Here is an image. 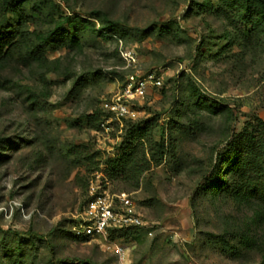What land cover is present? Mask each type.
I'll return each instance as SVG.
<instances>
[{
    "label": "rangeland",
    "instance_id": "374dc122",
    "mask_svg": "<svg viewBox=\"0 0 264 264\" xmlns=\"http://www.w3.org/2000/svg\"><path fill=\"white\" fill-rule=\"evenodd\" d=\"M24 3L32 17L24 29L46 31L61 21L82 46L49 48L46 56L59 61L46 81L44 68L26 66L20 49L0 67V264H53L55 257L83 260L77 264H264V219L250 226L251 245L241 237L252 223L251 204L208 191L228 137L264 120V45L249 38V26L229 17L224 0ZM149 73L163 84L136 101L135 118L104 116L103 101L130 75ZM193 80L228 107L212 112L192 104ZM14 82L20 88L6 87ZM138 122L148 130L135 155L145 152L148 163L132 177L110 161L121 158ZM97 175L111 191L131 193L150 226L79 234Z\"/></svg>",
    "mask_w": 264,
    "mask_h": 264
},
{
    "label": "trees",
    "instance_id": "16d2710c",
    "mask_svg": "<svg viewBox=\"0 0 264 264\" xmlns=\"http://www.w3.org/2000/svg\"><path fill=\"white\" fill-rule=\"evenodd\" d=\"M25 0H0V67L11 56L15 49H20V57L26 66H33L35 63L44 68L41 79L46 81L47 72L58 69L59 59H49L46 52L49 48H59L64 46L71 50L81 49V39L75 31H69L63 22H59L54 27L46 31L26 30L24 24L32 17L25 7ZM229 6V17L237 22L249 26V38L253 37L264 45V0H224ZM12 13L13 16H8ZM96 13V12H95ZM97 14H99L97 12ZM105 16H107L105 14ZM68 24L73 25L74 18L66 17ZM106 29V27H104ZM110 30H114V25H110ZM16 86L17 82L7 85V88ZM189 89L193 98L192 104L199 107H206L215 112L221 107H228V102L215 94L208 92L198 81H191ZM37 94L29 93L30 99H35ZM104 116L108 113L103 109ZM178 122V121H177ZM148 128H143L142 123H134L130 132L131 139L126 143L127 149L119 160H111L110 164L114 171L126 172L129 170L132 177L141 174L146 169L148 159L138 158L135 151L139 146L145 144L144 138ZM149 142L156 146H164V142ZM144 150V149H143ZM219 168L215 178L211 180L208 191L214 197L225 196L251 204L253 215L252 223H248L246 231L241 233V237L249 244L256 242V235L250 231V226L257 220L264 219V120L258 118L254 123H247L241 132H233L227 139L225 151L220 153ZM148 168V167H147ZM222 174V175H221ZM87 197L85 199V202ZM85 204V203H84ZM134 228V227H133ZM125 229H112L109 235L118 233ZM19 233V232H17ZM32 236L46 239L45 235L36 232L29 233ZM85 237H92L84 235ZM53 250V249H52ZM64 262L66 264H77L83 262L78 258H53V264Z\"/></svg>",
    "mask_w": 264,
    "mask_h": 264
},
{
    "label": "built area",
    "instance_id": "2783aa9c",
    "mask_svg": "<svg viewBox=\"0 0 264 264\" xmlns=\"http://www.w3.org/2000/svg\"><path fill=\"white\" fill-rule=\"evenodd\" d=\"M163 80L154 73L146 76L132 74L124 88L102 103L103 109L117 119L135 118L138 99L144 98L151 87L162 86ZM104 125V123H102ZM91 180L87 200L80 213L76 231L92 237H107L112 229L150 226L136 208L131 193L111 191L99 179Z\"/></svg>",
    "mask_w": 264,
    "mask_h": 264
}]
</instances>
